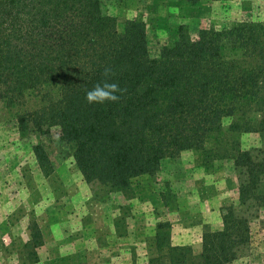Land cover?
<instances>
[{"label": "trees", "instance_id": "obj_1", "mask_svg": "<svg viewBox=\"0 0 264 264\" xmlns=\"http://www.w3.org/2000/svg\"><path fill=\"white\" fill-rule=\"evenodd\" d=\"M200 1L178 5L187 11ZM105 68L126 91L118 102L88 104L86 91ZM1 112L21 138L55 128L83 180L116 193L182 151L198 152L204 167L230 160L239 204L224 210L222 228L203 232L195 255L170 245L171 224L161 222L148 264H250L243 258L251 219L264 208V149L241 150L237 135L264 139L263 24L196 32L181 25L152 57L144 22L126 21L119 32L102 0H0ZM31 149L49 172L44 146Z\"/></svg>", "mask_w": 264, "mask_h": 264}, {"label": "rangeland", "instance_id": "obj_2", "mask_svg": "<svg viewBox=\"0 0 264 264\" xmlns=\"http://www.w3.org/2000/svg\"><path fill=\"white\" fill-rule=\"evenodd\" d=\"M102 11L115 18L119 32L126 21L144 22L152 57L175 40L181 25L192 32L264 25V0H201L187 11L178 0H102ZM231 121L224 119L225 127ZM237 139L241 150L264 149L259 133L242 132ZM36 143L50 162L46 174L31 149ZM238 204V176L230 160L204 167L198 152L182 151L165 158L156 175H140L129 191L116 193L83 180L55 128L21 138L15 123L0 113V264H148L161 222L171 224L170 245L198 255L199 233L221 229L224 210ZM250 232L243 260L264 264V208L253 215ZM180 240L190 244L178 245Z\"/></svg>", "mask_w": 264, "mask_h": 264}, {"label": "clouds", "instance_id": "obj_3", "mask_svg": "<svg viewBox=\"0 0 264 264\" xmlns=\"http://www.w3.org/2000/svg\"><path fill=\"white\" fill-rule=\"evenodd\" d=\"M113 76L111 68L104 69L102 79L86 91L85 99L88 104L115 103L120 100L126 89L121 88L119 83L112 79Z\"/></svg>", "mask_w": 264, "mask_h": 264}, {"label": "crops", "instance_id": "obj_4", "mask_svg": "<svg viewBox=\"0 0 264 264\" xmlns=\"http://www.w3.org/2000/svg\"><path fill=\"white\" fill-rule=\"evenodd\" d=\"M175 225V224H174ZM173 225V226H174ZM179 226V224H176V227H178ZM211 230H220V226H218V227H216V228H211ZM183 231H185V230H183ZM179 232L182 234L180 237H183V239H187V238H189L188 237V235L185 233V232H182L181 230H179ZM201 236H202V232H200L199 233V240H198V243H197V249L199 248H201V242H202V239H201ZM187 237V238H186ZM185 243H189V242H186V241H184L183 243H182V240H180V242L179 243H177L178 245H183V244H185ZM190 244V243H189Z\"/></svg>", "mask_w": 264, "mask_h": 264}]
</instances>
